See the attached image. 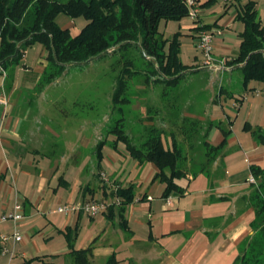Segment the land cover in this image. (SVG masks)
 Masks as SVG:
<instances>
[{"label":"rangeland","instance_id":"obj_1","mask_svg":"<svg viewBox=\"0 0 264 264\" xmlns=\"http://www.w3.org/2000/svg\"><path fill=\"white\" fill-rule=\"evenodd\" d=\"M56 1L66 3L69 0ZM246 1L197 0L195 8L199 11V19L209 25L199 28L210 27L222 31V35L212 40L214 61L209 65L203 63L204 58L196 50V39L191 33L195 22L198 23L197 18L187 16L180 20H160L158 32L165 39L178 35L180 61L189 67L176 76L181 77L176 83H164L160 75L153 72L157 69V64L152 67L138 49L128 47L86 65L66 67L56 84L51 87L52 95L46 94L37 102L44 107L48 105L49 98L57 100L50 107L55 114L52 119L45 120H54L59 126L58 130L61 129L62 133L68 135L82 132L84 138L89 139V146L92 145L96 132H101L103 128L106 139L108 136L117 137L120 131L139 149L144 148L143 144L153 133V136L162 138L165 147L170 148L174 144L179 154L176 166L179 171L181 167L185 171L190 162L198 165L204 159L206 151L210 154L211 151L200 144L202 140L213 142L222 135V131H228L227 136L236 138L241 144L242 155H239L240 149L224 144L222 151L226 154L224 160L227 166L232 162L237 164L238 161L241 164L240 161L244 158L247 163L264 168V142L260 141V136H264V85L249 82L244 87L240 69L227 66V61L236 57L239 52L238 35L243 31V24L236 20V5L240 6ZM254 1L257 18L264 26V0ZM30 12L31 10L28 13ZM55 21L59 26L70 25L72 36L77 35L86 24L82 18L71 19L62 14ZM198 33L194 31L195 36ZM36 52H29L30 62L38 56ZM209 66H215L216 70H198ZM120 72L127 83V89L123 94V102L113 108L112 95ZM241 98L243 101L239 106ZM118 143L125 157L119 156L114 166L109 163L103 166L105 172H111L109 175L114 176L118 182L113 183L116 190L110 193V198L108 195L104 200L95 201L113 203V197L118 191L132 187L133 201L126 204L125 209L133 234L130 239L123 235L108 240V230L104 229L105 219L98 216L90 220L83 215L77 224L73 249L84 250L90 247V264H105L110 257L115 259L112 264H130V261L131 264H146L151 258L160 260L163 256L160 257V249L151 242V237H159L164 231L168 221L166 218L170 213L164 209L161 198L164 184L160 179H155L157 168L154 164H137L126 154L124 143ZM89 146L84 145L85 148ZM105 153L109 154L108 150ZM241 165L247 166L245 163ZM165 172L168 174L169 170L166 169ZM247 173L249 178L252 175L250 167L247 168ZM108 180L110 179H103L105 182ZM175 182L179 188L187 185L184 177L177 178ZM141 197L152 198L153 202H136ZM56 209V205L46 207L41 212L45 214L48 211L50 214L37 216L28 230L16 229L26 246L18 243L14 248L10 244L2 247L9 252L13 251L14 257L24 252L31 259H27L26 264H45V260L52 254L62 256L68 249L65 238L58 230H53L62 226L64 216L51 213ZM106 212L109 213L108 210ZM110 243L113 245L109 246ZM0 255V259L5 256ZM7 256L10 259L9 254ZM40 259L45 260L42 262ZM121 259L127 261L116 263ZM0 264H6L5 260L1 259Z\"/></svg>","mask_w":264,"mask_h":264},{"label":"crops","instance_id":"obj_2","mask_svg":"<svg viewBox=\"0 0 264 264\" xmlns=\"http://www.w3.org/2000/svg\"><path fill=\"white\" fill-rule=\"evenodd\" d=\"M197 20L198 23L196 21L191 30L196 41L198 35H194L193 29L209 26L199 19V11ZM69 26L60 27L69 30ZM30 51H37L38 55L31 62ZM46 56L47 52L40 44L28 47L19 64L13 67L10 85L6 84V72L0 71V96L8 101L7 107L0 105V215L11 211L13 205L20 202L23 219L15 225V229L20 228L22 231L28 230L37 216L50 214L48 211L45 214L41 212L48 206L56 205L58 208L104 200L108 195L110 198V193L116 190L113 183L118 182L109 175L111 172H105L103 166L106 163L114 166L119 156L125 157L117 144L113 146L115 137L108 136L106 139L105 128L96 132L89 146L90 141L84 138L82 132L68 135L58 130L59 126L54 120H45L52 119L55 112L50 107L57 100L49 98L48 105H51L48 107L37 102L46 94L52 95L50 89L58 81L54 80L40 88L38 86L47 66ZM242 101L243 98L239 100V106ZM223 141L231 148L240 149L239 155H242V146L233 137H224L222 134L213 142L207 139L200 142L204 149L205 143L219 148L216 156L202 170L205 154L198 165L190 162L185 168L187 185L181 188L183 193L174 192L167 198L161 197L164 209L170 213L166 218V228L159 237H151V242L160 249V257L163 258H151L146 264H264V168L247 163L244 158L240 162L247 166L238 164L239 161L227 166L224 160L226 154L222 151L224 144L221 146ZM101 143L103 146L99 151ZM84 145L89 147L85 148ZM106 150L109 154L105 153ZM252 166L260 171L252 175L254 183H250L247 178V168ZM104 178L110 180L105 182ZM141 201L152 203L153 199H136V202ZM106 211L96 217L105 219L104 229L108 230V240L123 235L130 239L133 231L128 225L126 209L123 217L128 230L120 228L116 209L112 217ZM51 213H55V210ZM83 215L87 216L79 212L63 214L64 223L53 231L58 230L64 236L65 229L76 228ZM13 229L14 224L11 222L0 224V234H10ZM6 244L14 248L18 243H0V250ZM19 244L26 246L23 238ZM13 257L14 253L10 256L11 260L7 255L1 259L6 264H24L30 259L24 252ZM44 260L40 259L42 262ZM126 261L121 259L116 263ZM45 262L75 264L69 249L62 256L52 254Z\"/></svg>","mask_w":264,"mask_h":264},{"label":"trees","instance_id":"obj_3","mask_svg":"<svg viewBox=\"0 0 264 264\" xmlns=\"http://www.w3.org/2000/svg\"><path fill=\"white\" fill-rule=\"evenodd\" d=\"M236 13V20L243 24V31L238 35L239 52L227 61V66L243 64L238 68L244 87L249 82L264 85V26L257 18L256 2L247 0L240 6L236 5ZM61 14L71 19L82 18L86 24L77 35L72 36L68 29H62L56 23L57 16ZM187 16L189 9L184 0H69L66 3L56 0H0V71L6 72V84L10 85L13 81V67L19 64L24 51L34 44H40L47 52V66L38 85L40 88L57 79L68 64L87 61L109 49L116 48L108 53L115 54L128 47H135L149 65L153 67V64H157V69L153 68L154 74L160 75L164 83L174 84L181 78L176 76L189 67L180 61L178 35L165 39L157 27L160 20H180ZM201 29L207 31L210 27L193 30L200 33ZM19 43L21 46L16 56L8 59L14 55ZM135 44H139L140 48ZM147 58L154 60V63ZM116 80L112 95L113 108L123 102V94L127 89L121 72ZM118 132L113 146L123 142L130 158L139 165L145 162L155 165V179H160L165 186L164 198L174 192L183 193L175 180L184 177L185 171L182 167L181 171L176 169L179 154L174 144L167 148L162 138L152 133L143 144L144 148L139 149L126 135ZM222 134L226 137L229 132L222 131ZM260 141L264 142L263 136H260ZM223 144L224 141L221 146ZM102 146L103 143L99 144V151ZM204 146L211 152L209 154L206 151V160L201 170L216 156L219 149L207 143ZM166 169L169 170L168 174ZM257 171L260 172L250 167L252 175L255 176ZM114 197L120 199V205L116 208L111 205L108 211L112 217L116 209L120 228L128 230L123 215L125 205L133 201L132 187L118 191ZM76 235L77 227L65 229L64 237L70 257L75 264H88L91 248L74 250L72 243ZM114 262L115 259L110 257L105 264Z\"/></svg>","mask_w":264,"mask_h":264},{"label":"built area","instance_id":"obj_4","mask_svg":"<svg viewBox=\"0 0 264 264\" xmlns=\"http://www.w3.org/2000/svg\"><path fill=\"white\" fill-rule=\"evenodd\" d=\"M188 9H189V16L193 19H196L198 16V10L195 8L197 0H184ZM230 0H225V2H229ZM222 35L221 30H207V31H201L198 34L197 41L195 44V48L202 57L204 58L203 63L205 65H209L211 62L214 61V58L212 57V40L216 36ZM0 105L7 107L8 101L4 96H0ZM104 176V175H103ZM249 182L254 183V179L252 175L249 177ZM167 203L168 200H167ZM120 205V199L117 198L113 203H105L100 201H89L82 204H75L71 206H60L58 207L55 212L59 214H69L73 212H79L84 213L90 218H94L97 215L105 212L108 210L109 206ZM23 207L20 202H16L11 211L4 213L0 215V224H4L7 222H11L14 224V229L10 234H0V243H5L7 241H12V243L16 244L22 241V237L20 233L15 229V225L20 222L23 219ZM0 253L2 255L9 254L10 256H13V251L9 252L8 249H5L4 247L1 248Z\"/></svg>","mask_w":264,"mask_h":264},{"label":"water","instance_id":"obj_5","mask_svg":"<svg viewBox=\"0 0 264 264\" xmlns=\"http://www.w3.org/2000/svg\"><path fill=\"white\" fill-rule=\"evenodd\" d=\"M135 45L138 46V48H140L139 44H135ZM20 46H21V43H19V44L17 45V49H16L14 55H12L11 57H9L8 59H10V58H14V57L16 56V54H17V52H18ZM117 48H118V47H117ZM114 49H116V48L109 49V50H107V51H105V52L99 54L98 56H95V57H92V58L88 59L87 61L80 62V63H71V64H68V65H66V66L86 65V64L89 63V62H93V61H95V60H97V59H99V58H102V57L106 56L108 53H110V52L113 51ZM147 59H148L149 61H151L152 63H154V60L149 59V58H147ZM242 65H243V64H242ZM242 65L234 66V68L241 67ZM207 69H210V70H216V67H215V66H209V67L200 68V69H198V70H207Z\"/></svg>","mask_w":264,"mask_h":264}]
</instances>
